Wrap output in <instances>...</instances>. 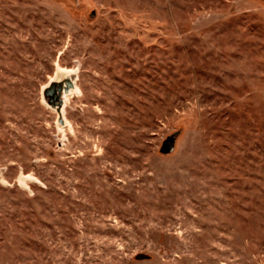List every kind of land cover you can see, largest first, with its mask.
I'll list each match as a JSON object with an SVG mask.
<instances>
[{
  "label": "rangeland",
  "instance_id": "1",
  "mask_svg": "<svg viewBox=\"0 0 264 264\" xmlns=\"http://www.w3.org/2000/svg\"><path fill=\"white\" fill-rule=\"evenodd\" d=\"M0 264H264V0H0Z\"/></svg>",
  "mask_w": 264,
  "mask_h": 264
},
{
  "label": "water",
  "instance_id": "2",
  "mask_svg": "<svg viewBox=\"0 0 264 264\" xmlns=\"http://www.w3.org/2000/svg\"><path fill=\"white\" fill-rule=\"evenodd\" d=\"M62 83H51V85L45 91V98L51 107L60 108L62 105L61 92L63 91V93H67L69 89L74 88V83L71 78H66ZM173 144L172 138H168L166 141H164L161 152L163 154L172 152ZM143 257L144 256L142 255L139 256V258Z\"/></svg>",
  "mask_w": 264,
  "mask_h": 264
},
{
  "label": "bare ground",
  "instance_id": "3",
  "mask_svg": "<svg viewBox=\"0 0 264 264\" xmlns=\"http://www.w3.org/2000/svg\"><path fill=\"white\" fill-rule=\"evenodd\" d=\"M61 72H63L66 75H73L74 74V71L73 70H65V69H62ZM73 89H77L76 86Z\"/></svg>",
  "mask_w": 264,
  "mask_h": 264
}]
</instances>
